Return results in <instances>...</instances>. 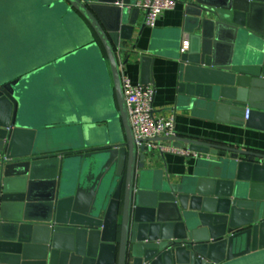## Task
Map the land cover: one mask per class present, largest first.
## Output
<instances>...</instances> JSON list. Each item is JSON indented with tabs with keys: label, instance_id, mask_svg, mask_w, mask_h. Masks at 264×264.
<instances>
[{
	"label": "water",
	"instance_id": "obj_1",
	"mask_svg": "<svg viewBox=\"0 0 264 264\" xmlns=\"http://www.w3.org/2000/svg\"><path fill=\"white\" fill-rule=\"evenodd\" d=\"M47 2L83 38L45 65L0 78V264H249L264 250V151L164 139L207 157L194 179L173 185L155 175L150 184V149L134 138L120 64L140 15L134 0ZM263 16L264 0L188 4L189 46L176 59L184 107L264 133ZM227 40L237 46L228 55ZM141 62L147 85L153 61ZM50 92L80 93L82 108L31 123L37 97ZM89 108L107 127L84 124ZM56 121L69 126L56 132L74 133L50 145Z\"/></svg>",
	"mask_w": 264,
	"mask_h": 264
},
{
	"label": "crops",
	"instance_id": "obj_2",
	"mask_svg": "<svg viewBox=\"0 0 264 264\" xmlns=\"http://www.w3.org/2000/svg\"><path fill=\"white\" fill-rule=\"evenodd\" d=\"M197 1L178 0L176 8L164 13L158 19L157 26L154 29H150L147 26L142 29V26L145 25V14L140 12L138 24L132 41L128 46L129 55H125L120 59L122 77H128L135 85H145L142 84L143 68L141 60L144 56L151 57L153 62L149 74L150 83L147 85L155 88V115L158 118L165 119L172 116L175 117L178 136L245 150L264 151V133L218 122L209 109L184 107L179 100L176 59L181 52L183 41L185 39L188 40L187 35L182 31L188 4ZM201 1L213 2L214 0ZM135 2L136 0H134ZM4 4L5 0H0V61H11L5 51L11 44L13 46L18 45L21 50L26 48V54H23V57L26 56L24 58L27 59L26 65L28 67L45 65L65 55L69 50H73L75 46L81 45L83 38L82 27L77 29L65 26L59 17L56 16V13L48 10V8L47 20L55 22V27L47 29L27 27L23 28L21 32L12 29L9 20L12 22L11 19L19 20L23 18L21 20L24 21L28 18L27 15L29 13L22 12L24 15L20 17L21 12L9 8L7 10ZM10 15L12 18H10ZM31 15L33 16V13ZM22 36L24 37L21 39ZM236 47L230 40H227L223 51L227 55L229 53L232 54L233 51L236 52ZM249 48V46H245L240 51L245 52L244 55L247 56L251 53ZM128 57H130L129 60ZM127 60L128 63H126ZM71 68L70 66L67 70L73 72ZM82 69L84 70L83 65H79L77 72L75 71L74 74L77 75L78 71ZM71 80L74 89L77 90L78 78L73 76ZM53 84L57 86V80ZM50 93L53 94H50L52 97L48 93H43L37 97L29 115L31 123L48 122L50 121V116L54 118L70 112L77 115L78 112L75 109L77 107L82 108L83 103L80 93H75L73 97L64 95L61 92L58 95L54 94V92ZM88 94V107H92L93 94ZM87 112L89 119H87L88 122L84 123L87 127L95 129V131L107 127V122L99 118L95 110L89 108ZM57 121L49 126V130L54 131V134L47 135V141L50 145H54V142L57 141H67L70 139L71 134L74 133L71 130L63 131V133L56 132L58 128H69L67 122ZM93 146L96 145H90L89 147ZM206 157L204 155L202 158H186L173 154H166L163 157L160 152L150 150L146 162L147 172L151 173L149 182L152 184L154 177H156L155 175H160L163 182H170L173 185H179L185 180L194 179L199 161ZM247 262L249 264H264V250L253 254L248 258Z\"/></svg>",
	"mask_w": 264,
	"mask_h": 264
},
{
	"label": "built area",
	"instance_id": "obj_3",
	"mask_svg": "<svg viewBox=\"0 0 264 264\" xmlns=\"http://www.w3.org/2000/svg\"><path fill=\"white\" fill-rule=\"evenodd\" d=\"M178 0H136L133 7L145 14V24L154 29L158 19L166 12L176 8ZM188 40H184L181 52L187 51ZM125 103L138 148L145 146L156 150L164 157L166 154L179 155L186 158H202L204 155L190 150L188 147H177L173 142L164 139L177 135L175 117L158 118L155 115V88L151 85H135L128 77H122ZM245 119H248V111Z\"/></svg>",
	"mask_w": 264,
	"mask_h": 264
},
{
	"label": "rangeland",
	"instance_id": "obj_4",
	"mask_svg": "<svg viewBox=\"0 0 264 264\" xmlns=\"http://www.w3.org/2000/svg\"><path fill=\"white\" fill-rule=\"evenodd\" d=\"M9 1H11L9 3ZM14 1V2H13ZM5 0V8L15 9L17 12H21V15H24L22 12L29 13L28 18L22 21L19 20H9L12 29L21 32L23 28H42L47 29L53 26L55 27V22L47 20V0L40 2L39 0ZM10 4V5H9ZM33 13V16L31 15ZM11 16V15H10ZM12 18V16L10 17ZM18 23V24H17ZM24 36L21 37V39ZM18 42V41H17ZM16 42V44H17ZM9 48L5 49L8 54V58L11 61L3 62L0 61V78L7 77V79H13V77H19L21 73L25 72L24 69L29 68L27 64V59L23 57V54H26V48L21 50L18 45L13 46L12 44L8 46ZM21 47V44H20ZM21 50V51H20ZM16 66V67H15ZM19 75V76H18ZM101 92V90H100ZM107 103V101H106Z\"/></svg>",
	"mask_w": 264,
	"mask_h": 264
}]
</instances>
